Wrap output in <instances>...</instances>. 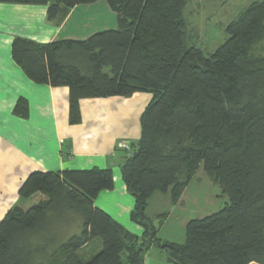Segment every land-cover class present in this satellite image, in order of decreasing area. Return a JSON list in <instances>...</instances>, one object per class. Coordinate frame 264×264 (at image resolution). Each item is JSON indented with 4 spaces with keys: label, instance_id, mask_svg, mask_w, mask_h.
<instances>
[{
    "label": "trees",
    "instance_id": "obj_1",
    "mask_svg": "<svg viewBox=\"0 0 264 264\" xmlns=\"http://www.w3.org/2000/svg\"><path fill=\"white\" fill-rule=\"evenodd\" d=\"M100 1L116 29L47 44L17 37L11 57L33 83L68 88L70 125L81 122L82 100L151 95L140 139L120 168L142 236L93 204L113 188L110 169L35 171L0 220V264H144L152 247L165 250L169 264H264V0L244 7L209 54L189 42V0L0 3L46 6L48 20L60 23L69 10ZM14 114L27 116L26 100ZM200 169L228 202L188 222L183 243L160 240L166 214L156 225L149 198L168 193L177 203Z\"/></svg>",
    "mask_w": 264,
    "mask_h": 264
},
{
    "label": "crops",
    "instance_id": "obj_2",
    "mask_svg": "<svg viewBox=\"0 0 264 264\" xmlns=\"http://www.w3.org/2000/svg\"><path fill=\"white\" fill-rule=\"evenodd\" d=\"M238 1L228 3L224 0L216 8L215 4L208 5L206 0L207 8L220 15L211 25L224 24V30L230 22L223 19L224 6H228L229 11H236ZM190 4L191 0L184 12L190 44L200 50L204 42L217 45V34L208 31L209 28L205 27L207 22H198L196 7L192 10ZM46 10V6L0 3V220L10 208L21 202L18 190L32 172L110 169L113 188L99 193L93 204L124 230L141 237L143 229L130 220L134 198L122 180L120 168L127 154L120 144L127 143L131 147L139 141L140 117L151 95L135 93L128 98L82 100L81 122L70 125L68 88H52L30 81L12 60L11 44L17 37L38 44L67 39L85 40L94 33L116 29V16L114 13L111 15L106 2L77 6L69 10L60 23H56L59 19L49 21ZM241 10L236 11L237 14ZM100 15L108 17L104 20ZM21 98L27 102L25 118L14 114L15 105ZM200 170L177 203L172 202L168 193H155L149 198L146 213L156 225L158 217L166 214L158 229L160 240L175 244L184 242L186 225L196 219L189 218L184 205L197 202L195 196L188 195V187L192 182L208 179L206 175L198 177ZM177 211L182 212L180 216L176 215ZM154 249L152 247L146 252L144 264ZM161 264H169L168 259L162 260Z\"/></svg>",
    "mask_w": 264,
    "mask_h": 264
},
{
    "label": "rangeland",
    "instance_id": "obj_3",
    "mask_svg": "<svg viewBox=\"0 0 264 264\" xmlns=\"http://www.w3.org/2000/svg\"><path fill=\"white\" fill-rule=\"evenodd\" d=\"M190 1V0H189ZM206 0H191V4H190V9L193 10V7L196 9V17L199 19L198 22H207V25L205 26L206 28H209L208 31L214 34H217V38L215 40V42L217 43V45L214 44H208L204 42V45H202V47H200L202 50H205V54H209L212 53L213 51L216 50L217 47H219L227 38V35L225 33V29L222 30L224 28V24L223 25H219L216 24L214 26H212L211 24H213L218 18H219V14L217 15L215 12L210 11V9L207 8V5L205 4ZM228 3H230L231 0H227ZM253 1H260V0H239L236 4V11L241 10L242 8L246 7L248 4H250ZM224 2V0H207L208 5L210 4H215L214 7L219 8L220 5ZM105 4L104 1L99 2V4ZM204 5V6H202ZM83 6V5H82ZM226 7L224 9V18L225 21H231L237 14L236 11L233 10H228V6H224ZM198 10V13H197ZM215 10V9H213ZM235 12V13H233ZM111 15H113V12ZM212 13V14H211ZM215 15V16H214ZM101 18H107L108 16H102L100 15ZM104 19V20H105ZM197 20V19H196ZM202 27V25H201ZM221 38H224L222 41ZM201 46V45H199ZM261 50L260 53H264V41L260 44V46L258 47V50ZM200 174L198 177H200V175H204L202 174L204 173L202 171V169L200 170ZM188 195L190 197H196L197 202H186L184 205L186 206L187 209V214L189 216L190 219H198V218H203L208 216L209 214L212 213H216L219 212L224 206L225 204L228 202V198L226 195H223L221 192V189L219 188V186H217L216 184H214L213 182H211L210 180H206V178H203L202 181H200L199 183L197 182H192L191 186L188 187ZM189 208H191V210L189 211ZM181 211H177L176 215L180 216L181 215ZM74 233H78L79 230L76 229L74 230ZM164 235V234H163ZM179 236H180V232H179ZM182 236V234H181ZM185 239V238H184ZM91 248H88L86 251H91ZM150 257L148 256L146 261V264H161L162 260H166L167 259V252L165 250L162 249H158L155 248L154 250H151Z\"/></svg>",
    "mask_w": 264,
    "mask_h": 264
},
{
    "label": "built area",
    "instance_id": "obj_4",
    "mask_svg": "<svg viewBox=\"0 0 264 264\" xmlns=\"http://www.w3.org/2000/svg\"><path fill=\"white\" fill-rule=\"evenodd\" d=\"M120 147L126 152L127 155L131 153V147L127 143H121Z\"/></svg>",
    "mask_w": 264,
    "mask_h": 264
}]
</instances>
